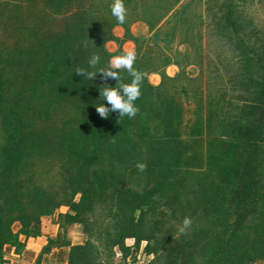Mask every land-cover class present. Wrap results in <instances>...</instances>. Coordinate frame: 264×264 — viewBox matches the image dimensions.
I'll use <instances>...</instances> for the list:
<instances>
[{"label":"trees","instance_id":"obj_1","mask_svg":"<svg viewBox=\"0 0 264 264\" xmlns=\"http://www.w3.org/2000/svg\"><path fill=\"white\" fill-rule=\"evenodd\" d=\"M75 2L0 0V33L17 25L13 33L19 37L12 50L0 38V264L6 246L21 254L20 235H35L33 223L64 207L69 211L60 217L80 224L86 237L71 247L69 264H114L118 253L127 259L143 242L146 255L154 257L149 264L264 260V222H254L264 203V191L256 189L264 180V74L257 78L252 72L239 82L251 92L250 100L232 96L228 102L223 87L214 95L195 91L196 108L190 110L188 90L176 96L165 81L159 87L149 84L151 57L141 54L132 64L144 73L134 101L139 111L131 118L118 112L102 118L96 105L107 102L99 89L130 83L132 75L124 68L112 69L118 79L97 72L88 80L75 73L88 68L94 53L100 57L97 67L109 66L105 45L113 39L112 25L87 15L93 4L72 24L74 35L69 26L56 32L40 67L32 48L21 46H30L32 8L41 7L40 19L51 13L63 22ZM237 24L232 27L239 33ZM232 46L236 57L241 52L248 68H255L250 46L237 40ZM260 49L264 64V43ZM10 55L18 62L16 70L35 72H24L26 81L34 78L29 91L12 87L18 81L12 79ZM218 79L222 82L221 75ZM44 98L39 110L30 107ZM37 154L49 166L36 170L31 158ZM137 162L145 165L143 171ZM39 175H54L59 185L51 188ZM186 216L192 223L181 233ZM246 225L253 231L246 232Z\"/></svg>","mask_w":264,"mask_h":264},{"label":"rangeland","instance_id":"obj_2","mask_svg":"<svg viewBox=\"0 0 264 264\" xmlns=\"http://www.w3.org/2000/svg\"><path fill=\"white\" fill-rule=\"evenodd\" d=\"M113 2L114 0H79L69 9V15H66L68 19L64 16L63 22L53 20L51 13L40 19L41 15H44L40 12L41 7L32 8L30 26L34 29L29 39L30 46L27 43L21 46L32 48L31 57L35 66L40 67L38 60L46 56L51 38L56 32L67 30L69 26V34L74 35L72 24L80 21L78 18L82 16L83 10H88V6L93 4L94 11L91 9L86 11L87 15L94 16L100 23L109 21L112 25L113 39L105 45L111 57L128 51L134 52L137 57L149 54L152 68L147 76L149 84L159 87L165 81L168 92L176 96L185 89L188 90L187 108L190 110L196 108L195 91L214 95L218 88L223 87L227 93L224 97L226 101L232 99V96L251 99V92L239 82L252 72L257 78L264 74V64L260 62L262 49L257 50L260 44L264 43V0H123L126 10L123 23H119L111 14L110 6ZM236 24L240 28L239 33L233 30L232 26ZM16 26L11 28L10 25L7 32L0 33V38L7 49L17 48V42L19 43L18 32L13 33ZM236 40L250 46L248 55L255 59V68H248L241 52L238 53L239 57H236L237 52L232 46ZM126 41H130L131 44L127 45L125 51L122 45ZM12 56L8 58L13 60L14 66L18 62L14 61L15 57ZM28 71L30 75L35 76L32 69L18 71L14 66L10 72L16 74L12 79L18 82L13 83L12 87L17 90L28 88L29 91L34 78L26 81L24 75ZM220 75L222 82L218 79ZM178 76H181V79L177 81ZM233 76H237V79L231 81ZM236 80L239 86L234 83ZM17 83L19 84L16 86ZM5 96L10 97L14 94ZM26 96L29 98L31 93L28 92ZM46 100L48 98L34 100L29 105L39 110L38 106L45 104ZM242 100L240 104L245 102ZM35 122L36 125H41L40 122ZM31 163L36 165V170L49 166L44 155L41 157L38 154L34 155ZM55 165L53 161L52 169L58 172V165ZM38 179L51 188H57L60 182L54 175H39ZM256 189L264 191V180H258ZM262 204L254 212V222L260 225L264 222V203ZM63 211L67 213L69 208L64 207ZM248 228L249 226L246 227V232L253 231V228L247 230ZM133 243V240L127 241V244ZM141 245L143 252L140 261L149 264L154 257L146 255L145 242ZM123 260L118 253L114 264H121ZM257 264H264V260L258 261Z\"/></svg>","mask_w":264,"mask_h":264},{"label":"crops","instance_id":"obj_3","mask_svg":"<svg viewBox=\"0 0 264 264\" xmlns=\"http://www.w3.org/2000/svg\"><path fill=\"white\" fill-rule=\"evenodd\" d=\"M130 44V41H126L122 45L123 50L126 51L127 45ZM61 214H65L63 209L33 223L31 230L35 235H20V241L25 243L21 254H17L13 247L6 246L4 264H69L71 247L82 245L86 237L80 224L68 222L60 217ZM19 229L20 225L16 223L13 230L17 232ZM142 252L141 245L140 248L133 249L131 255L121 264H147L140 261Z\"/></svg>","mask_w":264,"mask_h":264},{"label":"clouds","instance_id":"obj_4","mask_svg":"<svg viewBox=\"0 0 264 264\" xmlns=\"http://www.w3.org/2000/svg\"><path fill=\"white\" fill-rule=\"evenodd\" d=\"M111 14L116 18L119 23H123L125 19V7L123 0H114L111 4ZM135 58V54L132 51L122 53L120 55L112 56L108 61V67H97L100 65V57L97 54H92L88 60V68H77L75 73L82 74L83 77H87L88 80L94 78L97 72H102L105 77H112L118 79V73L112 71V69H126L131 75L132 80L130 83H121L119 86H105L99 89V95L103 101L107 102V106L104 103L96 105V111L102 118H107L110 112H118L119 116H127L129 118L134 117L139 111L138 106L134 101L141 95L140 84L143 79L144 73L133 69L132 64ZM137 169L143 171L145 165L141 162H137ZM192 221L189 217H184L182 220L179 231L183 233L190 227Z\"/></svg>","mask_w":264,"mask_h":264}]
</instances>
